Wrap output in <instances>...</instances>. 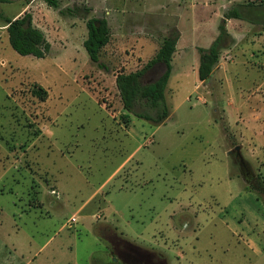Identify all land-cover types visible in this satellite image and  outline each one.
<instances>
[{
    "label": "rangeland",
    "instance_id": "obj_1",
    "mask_svg": "<svg viewBox=\"0 0 264 264\" xmlns=\"http://www.w3.org/2000/svg\"><path fill=\"white\" fill-rule=\"evenodd\" d=\"M59 2L74 15L0 2L9 17L26 7L50 43L17 53L0 16V264H264V0ZM234 6L248 20L226 19L200 81L197 47ZM90 17L108 23L105 67L83 46ZM175 34L170 114L154 124L123 108L115 74Z\"/></svg>",
    "mask_w": 264,
    "mask_h": 264
},
{
    "label": "trees",
    "instance_id": "obj_2",
    "mask_svg": "<svg viewBox=\"0 0 264 264\" xmlns=\"http://www.w3.org/2000/svg\"><path fill=\"white\" fill-rule=\"evenodd\" d=\"M10 0H0L8 2ZM47 5L58 9L61 15H74L71 7L61 8L59 0H43ZM4 21V26L8 34L10 46L21 55H32L37 58L45 57L50 49L44 32L32 23V16L28 12H23L19 16L9 17L0 13ZM239 18L247 19L236 6L229 8L219 24L217 37L208 48L197 47L199 53V64L197 68L198 79L206 81L212 74L220 57V51L224 48L223 38H230L224 24L226 19ZM87 36L83 41V46L87 51L90 60L100 67L105 65L100 61V50L110 38V30L106 18L90 17L86 19ZM178 34L165 37L160 44L156 55L147 61L140 69L124 73L122 71L115 74V84L119 92L123 108L133 113L139 118L149 120L154 124L163 123L170 114V109L165 99V89L171 72V60L176 50ZM157 62H162L165 70L155 80L142 82L144 72ZM33 93L43 100L46 97V90L36 84ZM140 104L141 111H135L134 106Z\"/></svg>",
    "mask_w": 264,
    "mask_h": 264
},
{
    "label": "crops",
    "instance_id": "obj_3",
    "mask_svg": "<svg viewBox=\"0 0 264 264\" xmlns=\"http://www.w3.org/2000/svg\"><path fill=\"white\" fill-rule=\"evenodd\" d=\"M26 7H22V8H20L18 11H17V14L15 15V16H19V15H21V13H23L24 11V9H25ZM235 19V18H234ZM5 27V26H4ZM178 42V41H177ZM177 44V43H176ZM198 64H199V61H198V63H197V68H198Z\"/></svg>",
    "mask_w": 264,
    "mask_h": 264
},
{
    "label": "flooded vegetation",
    "instance_id": "obj_4",
    "mask_svg": "<svg viewBox=\"0 0 264 264\" xmlns=\"http://www.w3.org/2000/svg\"><path fill=\"white\" fill-rule=\"evenodd\" d=\"M153 72V71H152Z\"/></svg>",
    "mask_w": 264,
    "mask_h": 264
}]
</instances>
